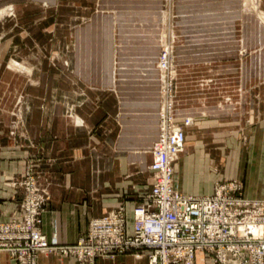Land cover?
Here are the masks:
<instances>
[{"label": "crops", "instance_id": "0c3cea01", "mask_svg": "<svg viewBox=\"0 0 264 264\" xmlns=\"http://www.w3.org/2000/svg\"><path fill=\"white\" fill-rule=\"evenodd\" d=\"M50 1L54 5L57 0ZM42 2L49 0H37L36 5ZM24 3L0 0V9L10 6L17 17ZM161 3L99 0L98 9H86L85 21H77L74 10L59 13L61 20L68 19L69 30L53 26L51 59L45 58V44L36 56L21 48L22 62L17 63L28 72H16L5 63L8 52L17 48L13 37L8 39L10 45L3 48L4 54L0 52V220L21 210L23 189L12 182L20 181L34 164L38 183L50 194L41 229L51 243H77L92 218L121 205L132 229L135 204L155 181L149 166L162 107L161 80L154 68L161 42ZM180 5L184 10L193 8L189 0H180ZM260 17L264 20V12ZM243 24V42L252 51L260 50L264 66V29L258 40L251 18H244ZM199 44L198 40L191 44L193 52L181 56V65H203L195 54L203 48ZM203 93L186 85L181 100L187 106L189 99ZM190 112L178 110L187 116ZM191 114L193 127L202 134L199 129L205 123L227 121L208 110ZM248 118L245 128L232 136L214 130L213 137H197L196 142L186 127L185 150L174 165L180 191L211 194L217 182L238 179L244 196L264 198V110ZM205 187L211 191L203 193ZM97 262L149 264L143 254ZM0 264L19 263L0 251ZM39 264L78 262L72 256L41 253ZM195 264L215 263L198 251Z\"/></svg>", "mask_w": 264, "mask_h": 264}, {"label": "built area", "instance_id": "2783aa9c", "mask_svg": "<svg viewBox=\"0 0 264 264\" xmlns=\"http://www.w3.org/2000/svg\"><path fill=\"white\" fill-rule=\"evenodd\" d=\"M164 102L149 166L155 181L135 204L131 230L121 205L92 218L77 243H51L41 229L50 194L38 183L32 164L20 181L12 182L23 189L21 210L0 220V251L19 264H39L41 253L72 256L78 264L126 254L146 255L149 264H195L198 251L215 264H264V198L244 196L238 179L217 182L211 194L180 191L174 165L192 121L179 122L171 99Z\"/></svg>", "mask_w": 264, "mask_h": 264}, {"label": "rangeland", "instance_id": "374dc122", "mask_svg": "<svg viewBox=\"0 0 264 264\" xmlns=\"http://www.w3.org/2000/svg\"><path fill=\"white\" fill-rule=\"evenodd\" d=\"M23 1L24 8L19 9L17 17L10 11V6L0 9L6 13V18L0 22V37L3 38L0 52L4 54L3 48L10 45L7 42L13 37L17 48L8 52L5 63L16 72H28L25 66L17 63L22 62L21 48H28L26 53L36 56L45 44V58L51 59L53 26L61 25L69 30L68 19L61 20L59 13L74 10L77 21H85L87 8H99V0H57L54 5L49 0V3L42 2L39 6L36 5L37 0ZM189 3L193 8L187 10L182 9L180 0H162L161 3V42L154 62L161 80V111L167 97L171 99L173 96V110L178 121L183 123L186 118H192V123L187 126L190 127L187 130L190 139L196 142L197 137L211 138L214 130H221V136H224L223 133L232 136L235 130L245 128L250 113L255 117L264 110V66L260 65V50L252 51L243 42V20L246 17L251 18V26L258 33L254 35L259 40V32L264 29V20L260 17V13L264 12V0H189ZM197 40L203 48L195 54L199 55L203 65H181L179 59L193 52L191 44ZM164 55H167L165 66L166 61L161 60ZM186 80L190 83L187 84ZM168 84L171 87L164 93ZM186 85L190 90L204 92L198 99H189L187 106L185 99L181 100V92ZM186 108L191 111L188 116L178 114V110L186 112ZM205 110L217 112L227 121L212 125L205 123L199 129L204 131L203 134L197 133L191 113ZM210 191L208 187L202 188L203 193Z\"/></svg>", "mask_w": 264, "mask_h": 264}, {"label": "bare ground", "instance_id": "6f19581e", "mask_svg": "<svg viewBox=\"0 0 264 264\" xmlns=\"http://www.w3.org/2000/svg\"><path fill=\"white\" fill-rule=\"evenodd\" d=\"M7 11H8V10H7ZM10 11H13V10L10 9ZM5 14H6L5 11H0V18L3 17ZM166 56H167V55H166ZM166 56H165L164 58H162L161 60H165V59L167 58ZM166 63H167V62H165L164 66L166 65ZM19 68L22 69V68H24V67H19ZM168 85H169V87H167L166 89L163 90L164 93L167 92V91H169L171 85H170V84H168ZM173 94H174V92L172 93V95H173ZM172 98H173V96H172ZM172 98H171V101H172ZM164 103H165V102H164ZM164 107H165V105H164ZM161 113H162V111H161ZM160 117H161V114H160ZM188 118H189L190 121H192V118H191V117H188ZM6 252H7V251H6Z\"/></svg>", "mask_w": 264, "mask_h": 264}]
</instances>
